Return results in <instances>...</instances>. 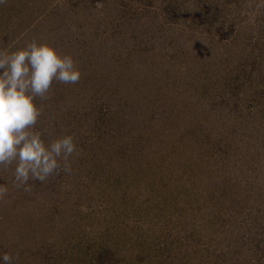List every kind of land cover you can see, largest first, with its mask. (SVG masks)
Instances as JSON below:
<instances>
[{
	"label": "rangeland",
	"instance_id": "rangeland-1",
	"mask_svg": "<svg viewBox=\"0 0 264 264\" xmlns=\"http://www.w3.org/2000/svg\"><path fill=\"white\" fill-rule=\"evenodd\" d=\"M99 2L0 5V48L47 42L82 72L37 100L71 173L25 192L0 170V257L264 264V0Z\"/></svg>",
	"mask_w": 264,
	"mask_h": 264
},
{
	"label": "clouds",
	"instance_id": "clouds-1",
	"mask_svg": "<svg viewBox=\"0 0 264 264\" xmlns=\"http://www.w3.org/2000/svg\"><path fill=\"white\" fill-rule=\"evenodd\" d=\"M96 7L103 4L97 0ZM81 76L74 57L47 42L31 39L23 46L0 48V170L14 166L15 187L31 192L30 180L43 183L61 171L71 173V158L80 154L75 139L65 134L45 140L36 127L44 110L37 100L50 98L54 81L77 84ZM8 191L0 185V201ZM0 260L13 264L14 257L5 253Z\"/></svg>",
	"mask_w": 264,
	"mask_h": 264
},
{
	"label": "trees",
	"instance_id": "trees-1",
	"mask_svg": "<svg viewBox=\"0 0 264 264\" xmlns=\"http://www.w3.org/2000/svg\"><path fill=\"white\" fill-rule=\"evenodd\" d=\"M110 250V249H109ZM93 258L97 264H118V261H111L110 255H108V248H99L93 253Z\"/></svg>",
	"mask_w": 264,
	"mask_h": 264
}]
</instances>
